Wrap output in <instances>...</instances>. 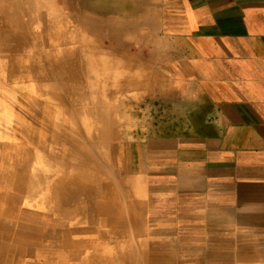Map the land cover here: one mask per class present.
<instances>
[{
  "label": "crops",
  "instance_id": "crops-1",
  "mask_svg": "<svg viewBox=\"0 0 264 264\" xmlns=\"http://www.w3.org/2000/svg\"><path fill=\"white\" fill-rule=\"evenodd\" d=\"M76 3L62 40L97 45L87 50L101 86L122 102L131 87L135 105H165L155 144L166 183L214 241L215 264H264V0Z\"/></svg>",
  "mask_w": 264,
  "mask_h": 264
},
{
  "label": "rangeland",
  "instance_id": "rangeland-1",
  "mask_svg": "<svg viewBox=\"0 0 264 264\" xmlns=\"http://www.w3.org/2000/svg\"><path fill=\"white\" fill-rule=\"evenodd\" d=\"M70 1L0 0V156L6 157V167H0L1 174L26 175L24 167L20 168L25 163L23 154L53 137L62 141L64 149L71 148L73 157L79 161L87 158L90 167L100 174L103 172L108 188L104 193L94 189L95 194L89 197L78 194L77 200L71 202V209L78 207L75 213L71 209L66 213L45 211L41 206L37 210L40 225L45 227L46 237L52 238L47 239V247L31 245L28 251L10 240V245L6 243L1 248L0 264H69L74 259L78 264L80 260L87 264H215L214 241H208L207 232L198 230L196 217L189 214L181 198L172 192L171 184L166 183V153L159 151L155 144L156 140L165 138V105H135L131 87L126 88L125 102L121 101L116 87H110L109 94L99 87V94L90 95L93 83L101 86L104 77L101 65L95 60L98 57L92 52L99 48L93 41L62 40L68 39L76 29L75 8H71L75 5ZM81 2L83 6L86 4V0ZM40 4L45 8H39ZM61 69L67 73L68 78L64 79L67 84L60 82ZM76 90L82 95L75 104ZM50 93L61 101L64 109L51 99ZM95 97L104 102L111 118L104 121V126L114 128L106 137L104 151L100 149V139L96 141L90 130H86L89 123L97 120L84 118L79 113L76 117L71 112L92 106ZM151 106L156 111L151 117L143 118V111ZM60 109L80 125V132L70 134L64 128ZM124 116L131 117L126 119L128 129L121 120ZM180 123L181 120L175 125ZM149 124L155 128L151 130ZM28 159L32 161L30 156ZM51 161L49 169L55 165ZM31 196V193L19 192L18 198L22 199L17 205L36 209L37 203L50 202L45 189L30 199L33 204L27 205ZM100 202L106 204L103 213L97 208ZM5 206L0 204V208ZM11 212L7 211L1 222L10 224L20 213L18 210L10 215ZM101 216L105 219L103 222H100ZM61 236L68 241L64 242ZM61 251L67 256H59ZM74 251L77 253L73 254Z\"/></svg>",
  "mask_w": 264,
  "mask_h": 264
},
{
  "label": "bare ground",
  "instance_id": "bare-ground-1",
  "mask_svg": "<svg viewBox=\"0 0 264 264\" xmlns=\"http://www.w3.org/2000/svg\"><path fill=\"white\" fill-rule=\"evenodd\" d=\"M68 1H70V0H68ZM76 2H78V0H72V3L75 6L77 5ZM70 4H71V1H70ZM39 8L44 9L45 8L44 4H40ZM48 53H50V52H48ZM72 55H74V54H71V56ZM61 70L59 71L60 72L59 78L62 81H60V82H64V84H67L68 81H64V79L68 78L67 73H65V71L63 69H61ZM62 76L64 78H62ZM102 85H104V84H102ZM92 87H93V90L90 91V95L92 94L94 96V95L99 94L101 92L99 87H102V86H98V85L93 83ZM105 90H107V89H105ZM104 93L109 94V92H107V91ZM81 95H82L81 91L76 90V92L74 93V99L72 98L73 102L75 104L79 102ZM49 96L58 105L60 104V106L63 108L61 101L58 100L55 97V95L50 93ZM87 100H89V99H87ZM94 100H95V102L92 103L93 104L92 106H88L84 110H82L80 108H76L75 110L73 109V111H71V112H73V114L76 117H77V113H79L84 118H87V117L90 118L91 117V118H94L95 120H97L96 123H93V122L89 123L88 127H86V130H90L89 134L90 135L92 134L93 137L96 138V141L98 139H100L99 140L100 141L99 145L101 147L100 149L103 150V148H104L103 146L105 145L106 141H108L106 137L108 135H110L109 132H112V130H114V128L108 129L107 126H104L105 125L104 121H108L111 119L110 116L107 114L108 111L105 110L104 102L99 100L97 97H95ZM63 101H64V99H63ZM54 110H56V109H54ZM60 112L62 114L61 120L64 122V128L67 129V131H69L70 134L80 130V128H79L80 125L77 124V122H75V120L73 118H68L66 115H64L62 109H60ZM50 116H52V115H50ZM91 130H96V131L94 132ZM81 135H83V134L81 133ZM10 140H11V138H10ZM85 143H87V142H85ZM88 144H90V143H88ZM7 145H9V143ZM70 149L71 148L64 149L62 141H58L56 138L50 137V138L46 139L45 143L41 147L28 149V150H26V153L23 154V156H25V163L23 165H20V168H22V166L24 167V169H25L24 173L26 171V175L20 176V175H14V174H11L8 172H4L5 174H1L2 172L0 169V204L1 203L6 204V206H5L6 208H4V209L2 207L0 208V233L4 232L3 236L0 237V251H1V248L6 245V243L9 244L10 240L16 242V244H18L19 246L26 248L25 250H28V251H30L29 249H30L31 245H36V247H40L42 249H45V247H47L46 242H49V240H51L52 238L46 237L47 233L45 232V227L43 225H40L41 221L39 220L40 217L38 216L39 212L37 210H39V208L41 206L44 207L45 211H54V212H58V213L59 212H65V211H67V209L72 208L71 202L77 200L76 198H78V194H84L85 196L89 197V196H92L93 194H95L94 189H99L100 193H103V188L106 189V187L101 186V184H102L101 174L89 166V165H91V163L89 164V160L87 158H85L83 161H81V160L79 161L77 158L72 156V154L70 153ZM3 150H4V148H3ZM11 151H9V152H11ZM13 154H15V153L12 152V156H13ZM16 155H17V153H16ZM29 156L32 159V161H30L28 159ZM5 158L6 157L4 155L0 156V167H3V165L6 167V165H5L6 159ZM51 160L54 161L55 165L53 164L52 168L49 169L51 165H48V164L53 163ZM14 163H15V161H14ZM66 166H67L68 172L66 171V168H65ZM40 169L42 171H40ZM4 170H7V169L4 168ZM19 170L20 169H18L17 171H19ZM52 174H53V179L51 177ZM47 181H50L51 183L47 184ZM1 185H5V186L3 187ZM42 185L44 186L43 188H42ZM96 185L99 186L100 188H95ZM41 188L43 190L45 189L46 193L50 197L49 204L44 205L43 203L39 202V204L37 203L35 205V207L36 206L38 207L36 209L26 208L27 206L25 207L24 205H23L24 207H20L19 205H17V203L19 202V199L21 198V197L18 198L19 192H21V193L25 192L27 194L31 193L33 195V196L29 197V200L27 203V205H28V204H33V201H31L30 199H33L34 196L36 197L37 195H39V193L42 190ZM39 189H41V190L39 191ZM45 197H46V195H45ZM22 201H25V200H22ZM97 205H98L97 208L100 211H102V213H103V210H105V207H106L105 202H100ZM32 206L33 205H30V207H32ZM77 208L78 207L75 206L76 210H77ZM73 209H71V211L72 212L74 211L73 213H75L76 210L75 209L73 210ZM18 210L20 211L19 216L15 219H12V222L10 224L5 223V222H1V219H4L7 216V211L8 212L12 211L10 213V215L11 214L15 215L18 212ZM89 218H90V216H89ZM103 220H104V218H103V216H101L100 222H103ZM70 229H75V228L71 227ZM71 231H74V230H71ZM10 233L13 235H11ZM47 239H49V240H47ZM61 239L64 240V242L68 241L67 239H63L62 236H61ZM77 239H78V237H77ZM32 242H34V243H32ZM64 247H66V246H64ZM58 249L59 248H57V250ZM64 249L62 250L63 252H65ZM62 251L60 253L58 252V255L59 256H67ZM75 252L76 251H74L73 254H75ZM73 254L71 253V255H73ZM75 260L76 259H74L73 263H69V264H76L77 261H75ZM81 263L87 264V261L80 260L79 264H81ZM64 264H67V262H65Z\"/></svg>",
  "mask_w": 264,
  "mask_h": 264
}]
</instances>
